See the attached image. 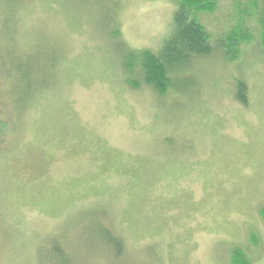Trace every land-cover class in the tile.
I'll return each mask as SVG.
<instances>
[{
	"label": "rangeland",
	"instance_id": "rangeland-1",
	"mask_svg": "<svg viewBox=\"0 0 264 264\" xmlns=\"http://www.w3.org/2000/svg\"><path fill=\"white\" fill-rule=\"evenodd\" d=\"M179 2L0 0V264H231L237 248L264 264L257 32L234 61H191L179 92L126 83L127 53L159 52ZM238 9L198 18L214 41Z\"/></svg>",
	"mask_w": 264,
	"mask_h": 264
},
{
	"label": "trees",
	"instance_id": "trees-1",
	"mask_svg": "<svg viewBox=\"0 0 264 264\" xmlns=\"http://www.w3.org/2000/svg\"><path fill=\"white\" fill-rule=\"evenodd\" d=\"M220 1L223 0H180L173 15L174 31L161 50L157 53L148 50L127 53L124 64L127 85L133 89L144 85L160 97L171 90L179 92L182 87L180 83L174 82L179 71L189 66L194 59L210 57L218 52L225 60L234 61L238 56L239 45L253 41L252 30L257 32V43L264 55V0H245L244 5L241 0H228L239 8L237 22L223 37L213 41L199 21L198 14L213 13ZM250 21L255 22V30L248 27ZM117 37L119 36L113 32V38ZM14 61L10 63L11 74L18 78V83L28 84V77L22 73L24 65ZM134 76L138 77L139 81L135 82ZM26 88L28 89V86ZM10 90L14 91V87ZM234 99L239 104H246V88L240 81L235 84ZM20 100L19 98L18 101ZM259 217L264 224V207L259 210ZM103 233L108 244L119 246L116 239L110 237L106 231ZM55 250L52 246L47 253L54 254ZM230 256L231 264H248L243 252L238 248L234 249Z\"/></svg>",
	"mask_w": 264,
	"mask_h": 264
}]
</instances>
